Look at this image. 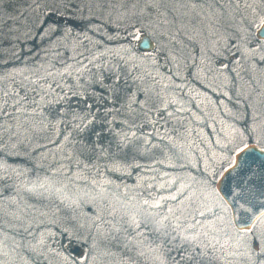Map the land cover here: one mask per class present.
Wrapping results in <instances>:
<instances>
[{"label":"rangeland","instance_id":"1","mask_svg":"<svg viewBox=\"0 0 264 264\" xmlns=\"http://www.w3.org/2000/svg\"><path fill=\"white\" fill-rule=\"evenodd\" d=\"M10 1L0 18V240L18 246L14 264H175L179 255L169 249L179 241L128 221L148 193L174 194L179 181L159 185L192 175L194 163L206 176L201 150L216 147L222 128L251 126L264 103V40L241 23L253 0H239V8L237 0H66L56 19L63 28L40 30L35 58L45 66L41 55L55 59L54 49L66 47L75 59L47 78V69L34 75L20 57L33 27L55 22L52 0ZM133 23L141 30L126 34ZM147 33L156 45L142 52L137 41ZM87 78L108 90L86 93ZM97 127L105 132L93 137ZM115 132H135L139 150L118 147ZM93 188L103 194L83 199Z\"/></svg>","mask_w":264,"mask_h":264},{"label":"snow or ice","instance_id":"2","mask_svg":"<svg viewBox=\"0 0 264 264\" xmlns=\"http://www.w3.org/2000/svg\"><path fill=\"white\" fill-rule=\"evenodd\" d=\"M256 4L260 5L259 10L255 7ZM246 7L251 11L241 12V23L245 25L242 31H259L264 34V0H253L252 4L246 3ZM237 8H239V0H237ZM141 27L136 23L130 24L125 30L126 34L135 35L141 30ZM50 31L54 32L55 29H50ZM244 39L247 37L245 36ZM261 59L264 60V56H261ZM111 79L116 82L113 91L118 94L122 90L119 87L120 77L116 75ZM86 107L91 108L92 105L87 104ZM0 111H2V107H0ZM94 119L93 117L89 120L88 124H91ZM251 120L252 123L247 129V133L232 126L227 129L222 128L223 136L222 139L215 141L216 147L211 148L209 152L201 150L203 172L206 174L204 179L192 175L186 178L177 177L169 180L167 184L159 185L161 189H165L176 185L179 181L174 194L170 193L165 196L148 193L147 198L133 205L135 211L130 215L129 226L140 229L141 225L146 228L153 225L157 232L170 238V244L179 241L174 245V248L169 249V251H177L179 255V259L173 257L175 264H181V261L207 264V261L211 259L223 261V264H264V229L260 227V225H264V213H260L259 217L245 216L244 213H251L254 205L244 208L242 204L240 207L244 208V213L241 214L239 221H234L229 214L227 202L220 195V192L225 189L216 186L217 177L230 181L232 173L239 170V173L243 174L250 168V162L253 161L250 140L254 139L258 146L264 144V103L255 108ZM85 128H87V124ZM83 130L81 129V131ZM90 131L93 137H97L104 133L105 129L97 127ZM133 137H136L135 132L113 133L117 146L128 149L129 153L139 150L138 146L133 143ZM130 145L131 147H129ZM260 151L264 153V148H261ZM193 167H197V164L194 163ZM231 192L232 188L229 183L225 195H229ZM238 199H242L244 204H251L250 199L245 198L242 194H238ZM169 201L176 203L170 204ZM161 208H166V215H162L158 211ZM124 215H129V213L125 212ZM197 217L205 219L200 220ZM182 220L188 221L187 224L182 223ZM169 228L170 231H168ZM256 241H258L257 246L253 248L252 244ZM17 247L9 246L5 241L0 240V264H14L12 257L14 254H19ZM198 249L199 251H197ZM28 250L36 251V246L29 244ZM235 257L243 259L239 261L232 259ZM161 264H164L163 260Z\"/></svg>","mask_w":264,"mask_h":264},{"label":"trees","instance_id":"3","mask_svg":"<svg viewBox=\"0 0 264 264\" xmlns=\"http://www.w3.org/2000/svg\"><path fill=\"white\" fill-rule=\"evenodd\" d=\"M49 3H50L49 4L50 7H52V12H53V15L55 17L54 18L55 22L53 21V25H52V24H50L51 21L49 19H45L38 25L37 30H36V28L33 27V30L31 31V34L30 35L26 34L27 37L29 36V39H30V41L27 43L28 50L26 51V53H24L25 49H23L24 50L23 54L20 57L22 61H23V57L26 60V61H23V63H22L23 66L22 67L26 66V68L28 70H30L34 75L35 74L37 75L39 73V71H42V69H47V72L44 73V77H46V78L49 76V74H52V76H53V74L55 73V69L58 70V66L60 64H62V62H64V60H66V59L72 60L73 58L75 59V57H72V59H70L71 53L69 52V50L66 49V47H62V48L59 47V49H54L55 54H54L53 58H55V59H50V55L46 56V57L45 56L43 57L40 54L42 62L45 61L44 62L46 64L45 66L44 65H39L40 63L36 62L37 59L35 58V56H39V53H35V52H36V50H38L36 48V45H37V40H39L40 30H42L44 28L45 32L48 35H50L49 32L53 33L52 31H50V29H55V34H56V33L60 32L61 29L63 28V26L60 25L58 23V20H56V19H57V17H58V19H62L64 17L63 15L66 14V12H65V10H66L65 8L67 7L66 6V0H52ZM11 4H12V2L10 0H0V18H4L5 15L7 14V12H11V10H12V8H10ZM22 34L25 35V31L24 30L21 31V35ZM42 37L43 36H41V38ZM41 40H43V39H41ZM262 40H264V39H262ZM262 40L259 39V41H262ZM127 46H128L129 49H131V50L134 49L135 50V47H134L135 45L132 44L131 42L127 41ZM142 52H144V51H142ZM61 57L63 58L62 60H61ZM32 62H33V66H31ZM20 75H21V73L18 75L19 78H20ZM57 76H58V78H62L59 73L57 74ZM34 81L31 80L30 83H32ZM66 81H68V80H66ZM59 82L62 83V81H58V83ZM83 88H85V92L86 93H88V92L89 93H98L99 92V94H101V93H105L108 90L107 87L105 89V87L103 85H101L99 80L95 81V80H91V79H88V78L86 79V83H83V87L81 89H83ZM122 124L124 125V123H122ZM177 168H180V167H177ZM189 169H190V172H191L192 176H196V177H198L200 179H204L205 178L204 174L202 172H200L197 168L194 169L192 166H190ZM131 172H129V173L125 172V176H123V177L125 178V177L131 176V174H130ZM82 184H84V183H82ZM110 187H111L110 189H112V191L113 190L116 191V187L114 186V184L110 185ZM105 188H108V185H105L104 189ZM70 193L73 195V197H76V198H78L80 196L79 192L78 193L77 192L76 193L70 192ZM94 193L96 194V197H97V195L103 194V192H101V191L98 194L97 189L93 188V192L91 190V192H89L84 197L82 196V198L85 199V197H86V199L88 201L93 202V200H95V194ZM104 195H106V194L104 193ZM82 198H81V200H82ZM0 230H1V228H0Z\"/></svg>","mask_w":264,"mask_h":264},{"label":"water","instance_id":"4","mask_svg":"<svg viewBox=\"0 0 264 264\" xmlns=\"http://www.w3.org/2000/svg\"><path fill=\"white\" fill-rule=\"evenodd\" d=\"M255 34L260 40L264 39V34H261V32L255 31ZM137 44L139 50L144 52L152 51L156 45L148 33L141 35ZM251 144L253 161L250 162V168L243 174H240L239 170L232 173L230 181L222 180L220 177L217 178L216 186L225 189L220 192V195L224 197V200L230 207V216H232L234 221H239L241 219V214L244 213V208H248L251 205H254L251 213H244L245 216L252 215L254 217H259L260 213H264V153L260 151L262 147L255 143ZM229 183L232 192L229 195H225ZM237 184H239V187H237ZM238 194H242L245 198H249L251 204H244L242 199H238ZM242 204L244 208L240 207ZM253 246L256 248L257 243L253 242Z\"/></svg>","mask_w":264,"mask_h":264}]
</instances>
